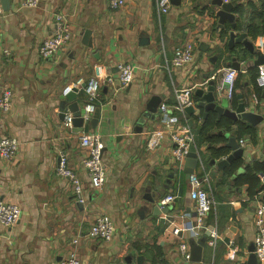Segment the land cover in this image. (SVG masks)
<instances>
[{
	"label": "crops",
	"instance_id": "1",
	"mask_svg": "<svg viewBox=\"0 0 264 264\" xmlns=\"http://www.w3.org/2000/svg\"><path fill=\"white\" fill-rule=\"evenodd\" d=\"M222 1L232 6L229 18L221 19L222 8L212 0H171L167 14L159 13L155 0H126L118 9H110L107 0H40L31 9L22 7L21 0H8L6 5L0 0V45L10 52L8 57L0 53V94L5 89L13 93L9 110L0 111V138L18 143L12 160L0 158V199L20 210L14 225L0 224V264H61L69 251L77 253L81 264H249L254 254L253 219L264 205V190L250 196L246 185L235 184L242 168L228 176L231 161L217 166L231 154L228 147L227 156L211 160L207 144H196L203 121L220 118L213 112L203 117L202 110L194 115L174 108L175 91L190 89L196 110L201 100L196 90H206L210 82L218 90L223 71L239 63L233 98L226 93L221 97L235 108L237 95H242L252 106L249 111L262 118L256 124L235 122L253 134H240L236 125L225 134L245 141L243 161L264 163V86L258 82L260 65L253 64L257 55L264 59V34L252 37L241 31L235 2ZM245 1L236 0L244 5ZM252 1L260 7L259 1ZM57 13L65 17L70 40L54 56L42 59L37 50ZM231 34L235 38L244 34L243 42L253 51L243 42L229 45ZM187 46L192 51L190 65L171 68L175 49ZM120 63L133 67V80L122 89L116 69ZM90 77L100 82L96 111L81 125L68 128L62 112L72 114L68 109L72 103L83 108V85ZM77 81L74 99L62 106L64 87ZM162 103L169 108L172 125L160 113ZM185 120L192 127L198 157L192 174L208 177L204 188L214 200L205 230L213 228L215 238L205 233L196 240L182 231L172 233L195 217L185 160L176 158L169 139L155 149L146 146L150 131ZM87 132L99 134L104 143L105 178L98 190L91 187L82 166L86 151L79 145V135ZM59 149L82 183L83 203L75 199L68 180L55 174ZM170 193L175 198L165 212L159 200ZM157 205L160 214L154 213ZM99 215L114 224L109 242L86 237ZM181 241L187 243L189 254L200 248V261L180 256L176 248Z\"/></svg>",
	"mask_w": 264,
	"mask_h": 264
},
{
	"label": "built area",
	"instance_id": "2",
	"mask_svg": "<svg viewBox=\"0 0 264 264\" xmlns=\"http://www.w3.org/2000/svg\"><path fill=\"white\" fill-rule=\"evenodd\" d=\"M158 11L160 14H167L171 8V0H155ZM126 0H107L108 7L110 9H118L125 4ZM40 3V0H21V6L24 8H36ZM1 12V9H0ZM70 40V31L64 15L55 14L54 23L50 34L43 39L38 47V56L42 59H49L54 56L60 50L64 49ZM0 53L6 57L10 52L6 48L1 47ZM192 61V51L187 47H181L175 49L170 67L173 69H184L190 65ZM118 75L119 88L127 87L133 80V67L129 63H120L116 67ZM237 70L233 67L226 68L222 73V78L218 91L223 90L226 93V97L231 99L235 91V80L237 76ZM108 82L112 84L113 80L108 78ZM258 82L260 86H264V65H260L258 68ZM80 84L77 81L75 84L66 85L63 89L62 95L65 96L70 93L74 88ZM83 91L85 94V103L83 105V112L80 115L82 121L86 120L90 115L96 111V102L100 96V82L95 77H90L83 85ZM175 105L174 108L185 113V108L192 105V93L190 89H182L175 91ZM13 93L10 89H5L0 94V111L7 112L11 105ZM159 110L165 122L168 125H172L173 119L169 118V108L166 104L162 103L159 106ZM64 125L68 128L73 127V116L70 113L63 115ZM170 122V123H169ZM175 125V127H173ZM171 128L155 129L150 131L146 137V146L148 149H155L158 147L164 139H169L174 147V154L176 158L183 162L186 155L189 152L191 146L194 147V133L192 127L187 122L184 123L175 122ZM240 147L245 145V141L240 139L238 141ZM79 145L86 151V156L82 162V166L87 172L90 180L91 187L94 190H98L104 184L105 168L102 164L101 157L104 149V143L101 136L94 132L81 133L79 135ZM18 143L11 138H0V158L5 161H10L14 157ZM57 164L55 167V174L61 178L67 179L71 190L74 194L77 202L83 203V186L77 176V174L68 166V160L65 152L59 149L56 153ZM264 175H260V179H263ZM208 182V177L204 175L202 178H198L195 174L189 175V196L194 204L195 217L190 224H187L182 229L175 227L172 230L174 235H178L180 231L186 233L188 237L194 239H201L205 233H208L212 238H215L217 234L213 230H205V219L214 205V200L208 190L204 188V183ZM173 194H165L160 200L159 205L164 207L174 200ZM20 216L19 207L13 203H8L0 199V224L5 227L14 225ZM253 225L255 229L254 236V256L258 261V264H264V205H260L254 215ZM205 231V232H204ZM115 227L112 220L106 215L97 216L90 228L87 231L86 237L89 239L100 240L109 242L114 238ZM76 240L73 241L75 245ZM177 251L180 256L185 259H190L188 251V245L186 242L181 241L177 245ZM235 249L233 248L232 251ZM61 264H81L80 259L75 251H69ZM91 264V263H89Z\"/></svg>",
	"mask_w": 264,
	"mask_h": 264
},
{
	"label": "water",
	"instance_id": "3",
	"mask_svg": "<svg viewBox=\"0 0 264 264\" xmlns=\"http://www.w3.org/2000/svg\"><path fill=\"white\" fill-rule=\"evenodd\" d=\"M4 4H8V0H3ZM212 3L220 6L222 10L220 11V17L221 19L229 18L230 17V11H231V4L229 3H223L222 0H212ZM245 37L244 34L238 36L235 38L233 34L230 35L229 37V45L234 46V44H238L243 42V38ZM243 45L249 50L253 51L252 45L248 42H243ZM254 65H262L264 64V59L262 55H257V58L253 61ZM234 68L236 70L240 69L239 63L235 62L234 63ZM242 68V67H241ZM73 91V90H72ZM68 93L67 95L61 97V105H64L65 100H72L74 99V96L72 93ZM225 92L223 90L218 91L214 83L210 82L209 86L207 87L206 90L204 89H198L196 90V95L201 98L199 102H197V109L191 105L187 108H185V112L188 114L194 113V115H198L199 112L202 110V116L206 117L209 112H213L217 118L221 117H226L230 119L233 122H238L240 120L249 122L251 124H256L257 121L261 120L262 116L256 115L254 112L249 111V108H252L250 103L244 102L243 96L238 94L237 99H239V103L235 108H229V103L230 100L227 101L226 99L222 98L221 95H223ZM220 95V96H219ZM68 109L72 113L73 116V125H81L82 124V119H81V114L83 112L82 109H79L76 103H72ZM66 111L62 112V115H64ZM226 147H228L231 150V154L228 155L225 159L220 160L217 163V166L219 168H222L224 166H227L230 161H232L235 158L241 157L243 154V149L240 147L238 141L234 137H227V143ZM197 153L195 151V148L193 146L190 147L188 154L186 155L185 158V172L187 176L189 177L190 174H192L194 168L197 165ZM214 164V163H213ZM264 182V178L262 179ZM168 206V205H167ZM165 206L164 211L167 212L168 208ZM154 213L155 214H160L161 211L159 209V205L155 206L154 208ZM208 234V233H206ZM199 241V240H198ZM193 245L196 246V243H193ZM195 252L196 256L193 255ZM190 258L192 260L200 261V248H196V250L192 251L190 253ZM140 259V258H139ZM255 256L253 253H251L250 256V261L249 264H256L255 262Z\"/></svg>",
	"mask_w": 264,
	"mask_h": 264
},
{
	"label": "trees",
	"instance_id": "4",
	"mask_svg": "<svg viewBox=\"0 0 264 264\" xmlns=\"http://www.w3.org/2000/svg\"><path fill=\"white\" fill-rule=\"evenodd\" d=\"M231 1L236 4L234 12L237 15L236 23L240 30L247 32L248 35L252 37L264 34V0H256L260 2V7H257L252 0H246L245 5L237 3L236 0ZM253 21H255L254 29L251 26V22ZM232 125L237 126L240 134L243 133V131L253 134L252 129L249 130L243 124L235 123L226 117L215 120L213 117L209 116L203 121L200 134L196 137V144L198 145L201 142L207 144L209 159L219 160L227 156L229 149L226 147L227 136L225 132H227ZM240 168L243 169L242 173L235 175ZM226 170L228 176L235 175L236 186H247L250 196H254L264 190V184H262L260 180V175H264V163L258 161L246 163L239 157L233 159Z\"/></svg>",
	"mask_w": 264,
	"mask_h": 264
}]
</instances>
